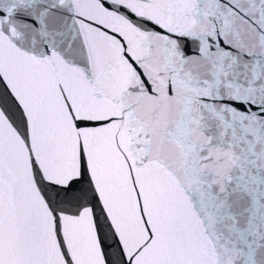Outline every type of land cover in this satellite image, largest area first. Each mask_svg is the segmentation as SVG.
I'll return each instance as SVG.
<instances>
[{
  "label": "water",
  "instance_id": "obj_1",
  "mask_svg": "<svg viewBox=\"0 0 264 264\" xmlns=\"http://www.w3.org/2000/svg\"><path fill=\"white\" fill-rule=\"evenodd\" d=\"M0 264H264V0H0Z\"/></svg>",
  "mask_w": 264,
  "mask_h": 264
}]
</instances>
